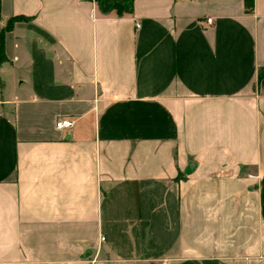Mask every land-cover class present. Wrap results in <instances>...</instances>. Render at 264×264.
Segmentation results:
<instances>
[{
  "label": "crops",
  "instance_id": "obj_1",
  "mask_svg": "<svg viewBox=\"0 0 264 264\" xmlns=\"http://www.w3.org/2000/svg\"><path fill=\"white\" fill-rule=\"evenodd\" d=\"M14 15L0 264H264V0H0V30Z\"/></svg>",
  "mask_w": 264,
  "mask_h": 264
},
{
  "label": "trees",
  "instance_id": "obj_2",
  "mask_svg": "<svg viewBox=\"0 0 264 264\" xmlns=\"http://www.w3.org/2000/svg\"><path fill=\"white\" fill-rule=\"evenodd\" d=\"M95 5L97 6V9L105 14L113 11L116 15H121L123 13H129L132 10V2L133 0H92ZM245 7L246 9H251V0H245ZM27 18L22 15H14L9 17L4 27L0 30V64L7 61L4 51H3V34L5 31H8L13 26V23L16 21H24ZM262 71V69H261ZM261 71L259 72V76L261 74ZM3 84L0 82V86Z\"/></svg>",
  "mask_w": 264,
  "mask_h": 264
},
{
  "label": "built area",
  "instance_id": "obj_3",
  "mask_svg": "<svg viewBox=\"0 0 264 264\" xmlns=\"http://www.w3.org/2000/svg\"><path fill=\"white\" fill-rule=\"evenodd\" d=\"M206 20H207V22L210 21L209 18L206 19ZM71 125H72V120L69 119V118L59 117V118H56L55 121H54L55 128H70ZM99 239L101 240L102 237L100 236ZM158 264H167V260L163 259Z\"/></svg>",
  "mask_w": 264,
  "mask_h": 264
}]
</instances>
